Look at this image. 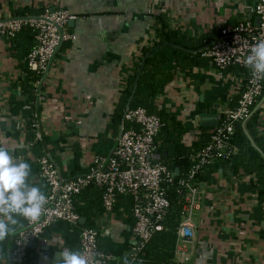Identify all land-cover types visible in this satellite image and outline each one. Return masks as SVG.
Returning <instances> with one entry per match:
<instances>
[{
	"label": "crops",
	"instance_id": "obj_1",
	"mask_svg": "<svg viewBox=\"0 0 264 264\" xmlns=\"http://www.w3.org/2000/svg\"><path fill=\"white\" fill-rule=\"evenodd\" d=\"M256 1L0 0V20L38 16L45 7L74 16L67 24L73 38L60 44L37 84L8 41L0 38V146L15 159L36 165L33 147L41 143L40 152L50 156L64 178L81 174L97 155L95 145L109 146L108 154L116 144L121 123L116 124L114 113L120 95L143 47L155 40L159 17L190 43L209 44L222 28L244 19L254 21ZM245 77L244 69L230 66L219 71L200 57L197 64L176 69L153 102L176 115L186 128L182 140L190 144L202 132H210L220 113L236 104ZM29 106L37 111L41 132V140L32 147ZM256 108L253 129L264 137V100ZM167 156V150L158 149L155 158ZM37 182L31 173L28 183L38 186ZM197 184L201 206L193 216L195 232L184 241L187 264H264L263 183L253 174L234 171L231 162L218 160L201 172ZM75 202L86 205L79 196ZM15 218V232L0 242V264H11L13 239L24 224L23 217ZM125 218L116 211L96 216L99 248L111 257L98 264L133 259L136 238L132 222ZM66 248L71 249L68 233L49 228L30 243L28 264H58V253ZM172 264L181 263L175 258Z\"/></svg>",
	"mask_w": 264,
	"mask_h": 264
},
{
	"label": "built area",
	"instance_id": "obj_2",
	"mask_svg": "<svg viewBox=\"0 0 264 264\" xmlns=\"http://www.w3.org/2000/svg\"><path fill=\"white\" fill-rule=\"evenodd\" d=\"M254 14L256 24L244 19L231 27L220 30L219 37L199 50V56L208 59L219 71L230 66L244 69L246 77L234 107L222 111L217 124L212 128L207 144L192 155L190 168L178 179L175 171L155 158L159 143L155 139L162 123L158 116L148 113L144 107L127 109L124 120L129 125L121 127V135L108 154H97L85 171L72 178H64L60 168L50 156L43 153L33 162L38 166L37 178L44 183L41 190L47 203L40 218L29 221L25 218L13 239L10 251L11 264H26L29 244L41 237L44 231L56 222L77 224L81 216L75 201L89 185L101 189L104 211L113 212L118 195L131 197L132 233L136 238L134 255L145 245L156 231L163 229L162 219L170 207L169 187L181 202V221L177 228L175 258L181 264L189 262L184 245L195 232L194 213L201 206V193L197 179L201 172L218 160L230 161L238 148L231 143L236 124L245 125L253 110L264 100V78H254L246 60L253 44L264 40V0H257ZM0 20V38L10 40L24 30L34 34L35 45L26 61L30 71L37 77L36 84L45 74L57 47L73 38L67 24L74 18L65 9L45 7L37 18ZM27 122L33 131L34 143L41 140L37 111L29 113ZM79 251L90 262H107L110 255L99 248L98 231L94 227H83L79 233Z\"/></svg>",
	"mask_w": 264,
	"mask_h": 264
},
{
	"label": "trees",
	"instance_id": "obj_3",
	"mask_svg": "<svg viewBox=\"0 0 264 264\" xmlns=\"http://www.w3.org/2000/svg\"><path fill=\"white\" fill-rule=\"evenodd\" d=\"M8 43L16 60L22 61L23 68L30 76V80L35 82L37 77L28 69L26 61L28 53L35 45L33 32L29 29L24 30L15 38L8 40ZM205 45V42L202 44L190 43L187 38L179 36L168 23L164 22L162 17H159V23L155 28V40L151 45L143 47L142 55L135 64L134 71L128 77L127 86L120 95L114 113L116 124L122 123L124 128H126L129 123L124 120L123 114L136 80L129 109L144 107L148 113L156 114L160 119L162 127L155 139L161 144L159 151L162 152V149H164L168 152V156L162 158L161 161L169 169L173 171L178 170V174L174 179L181 177L190 168L192 155L207 144L210 133L202 132L199 139L190 144H185L182 137L186 132V128L177 119L175 114L167 113L157 108L153 100L162 88L173 79L176 69H183L197 64L200 58L199 50ZM32 110L34 108L29 106L28 112ZM257 113L258 110L253 111L250 118L245 122V125L236 124L231 143L237 146L238 151L228 162H231L234 171L243 170L244 172L253 174L256 177V181L263 183L264 186V137L258 135L253 129ZM40 145L41 143L33 147L34 154L38 156L43 154L39 150ZM108 148L109 146H101V143L95 145L97 154H107ZM30 167L31 173L37 175L38 166L30 165ZM60 171L62 174L61 169ZM82 171H79V173H82ZM40 184L42 186L40 189L44 190V183L39 180L36 185L39 186ZM168 193L170 207L161 221L163 229L154 232L145 245L134 255L133 259H129L126 264L173 263L182 205L173 187H169ZM262 193L264 195V188ZM79 197L86 200V205H80L75 202L76 210L85 219L83 223L78 222L77 224L70 225L59 221L47 228H55V230L64 229L69 235L71 249L76 251H79L80 248V230L83 227L95 228L94 222L96 216L104 211L101 201V189L98 187L89 185L80 193ZM115 211L118 216H126L125 219L133 224L131 197L128 194L118 195L113 209V212ZM26 264H28V256Z\"/></svg>",
	"mask_w": 264,
	"mask_h": 264
},
{
	"label": "clouds",
	"instance_id": "obj_4",
	"mask_svg": "<svg viewBox=\"0 0 264 264\" xmlns=\"http://www.w3.org/2000/svg\"><path fill=\"white\" fill-rule=\"evenodd\" d=\"M246 63L254 78H264V40L251 46ZM30 173L28 163L15 159L6 147L0 146V242L15 232V217L36 221L42 215L47 197L40 187L28 183ZM58 255V264H95L76 250L66 248Z\"/></svg>",
	"mask_w": 264,
	"mask_h": 264
},
{
	"label": "water",
	"instance_id": "obj_5",
	"mask_svg": "<svg viewBox=\"0 0 264 264\" xmlns=\"http://www.w3.org/2000/svg\"><path fill=\"white\" fill-rule=\"evenodd\" d=\"M255 5H256V3L254 4L253 9H255ZM18 18H23V17H14V18H10V19H18ZM24 18H37V16H25ZM7 20H9V19H7ZM72 22H73V20L70 19L68 23H72ZM254 22H255L256 24L259 23V18H258L257 16L254 18ZM59 46H60V45H59ZM59 46L57 47L56 51L58 50ZM49 64H50V62H49ZM47 70H48V68H47ZM47 70H46L45 74L47 73ZM43 78H44V77H43ZM43 78H42V80H43ZM135 83H136V80H135ZM135 83H134V86H133V90H132L131 96H130V97L128 98V100H127V103H126V106H125V110H127V109L129 108L130 101H131V97H132V94H133V92H134ZM255 110H257V108H255L253 111H255ZM124 113H125V112H124ZM214 116H215V115H214ZM216 117H217V116H216ZM123 118H124V114H123ZM215 123L217 124V121H215ZM121 127H122V123H121ZM121 127H120L119 136L121 135V132H122ZM175 174H176V175L178 174V170H175ZM83 221H84V218L82 217L81 220H80V222L82 223ZM29 245H30V244H29Z\"/></svg>",
	"mask_w": 264,
	"mask_h": 264
}]
</instances>
